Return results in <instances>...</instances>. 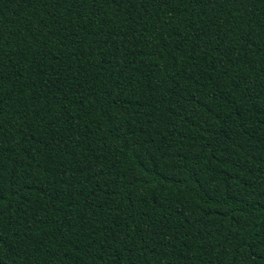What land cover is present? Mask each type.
<instances>
[{
  "label": "trees",
  "instance_id": "1",
  "mask_svg": "<svg viewBox=\"0 0 264 264\" xmlns=\"http://www.w3.org/2000/svg\"><path fill=\"white\" fill-rule=\"evenodd\" d=\"M0 264H264V0H0Z\"/></svg>",
  "mask_w": 264,
  "mask_h": 264
}]
</instances>
